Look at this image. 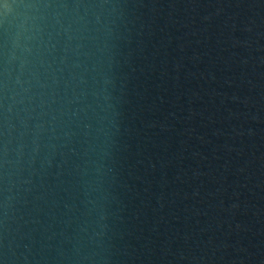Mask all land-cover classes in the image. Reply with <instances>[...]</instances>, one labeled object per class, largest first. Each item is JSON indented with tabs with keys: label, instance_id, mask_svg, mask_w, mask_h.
I'll return each mask as SVG.
<instances>
[{
	"label": "water",
	"instance_id": "95a60500",
	"mask_svg": "<svg viewBox=\"0 0 264 264\" xmlns=\"http://www.w3.org/2000/svg\"><path fill=\"white\" fill-rule=\"evenodd\" d=\"M117 264H264V0H119Z\"/></svg>",
	"mask_w": 264,
	"mask_h": 264
},
{
	"label": "clouds",
	"instance_id": "9594fccd",
	"mask_svg": "<svg viewBox=\"0 0 264 264\" xmlns=\"http://www.w3.org/2000/svg\"><path fill=\"white\" fill-rule=\"evenodd\" d=\"M119 0H0V264H117Z\"/></svg>",
	"mask_w": 264,
	"mask_h": 264
}]
</instances>
